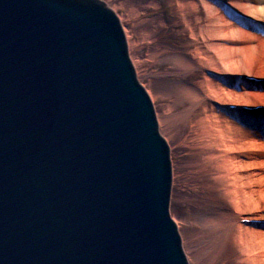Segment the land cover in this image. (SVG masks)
Listing matches in <instances>:
<instances>
[{"label": "water", "instance_id": "95a60500", "mask_svg": "<svg viewBox=\"0 0 264 264\" xmlns=\"http://www.w3.org/2000/svg\"><path fill=\"white\" fill-rule=\"evenodd\" d=\"M170 149L102 0H0V264H190Z\"/></svg>", "mask_w": 264, "mask_h": 264}, {"label": "bare ground", "instance_id": "6f19581e", "mask_svg": "<svg viewBox=\"0 0 264 264\" xmlns=\"http://www.w3.org/2000/svg\"><path fill=\"white\" fill-rule=\"evenodd\" d=\"M218 1L231 18L220 14L209 28L207 46H196L184 57L180 90L189 106L169 124L173 127L184 121V129H188L184 147L190 149L186 155L192 159L185 173L190 182L184 186L195 194L191 203L201 209L189 221L197 232L199 256L190 257L184 244L183 248L190 264L200 260L207 264H264V0ZM130 60L153 99L131 54ZM197 70H202V79L189 81L187 76ZM207 101L212 103L211 111L204 106ZM202 107V116L193 120ZM156 116L170 149L169 212L182 238L171 211V146L157 112Z\"/></svg>", "mask_w": 264, "mask_h": 264}, {"label": "rangeland", "instance_id": "374dc122", "mask_svg": "<svg viewBox=\"0 0 264 264\" xmlns=\"http://www.w3.org/2000/svg\"><path fill=\"white\" fill-rule=\"evenodd\" d=\"M104 1L122 20L138 76L152 95L162 121L163 134L171 146L174 170L172 215L180 226L185 251L190 257L197 258L200 251L196 241L197 232L189 221L201 209L191 203L195 194L184 186L185 182H190L185 173L189 170L187 162L192 159L191 155H186L190 149L184 147V135H187L188 129H184V121L173 127H169V124L170 119L189 106L184 92L180 90V85L184 84V76L180 74L184 71V57L193 52L196 46H207L209 28L220 14L231 17L218 0ZM217 8L219 12L215 11ZM202 75V70H197L187 79L196 83L202 79ZM211 105L207 101L204 106L211 111ZM203 108L195 112L193 120L202 116ZM221 112L227 115L224 110ZM197 264H207V261L200 260Z\"/></svg>", "mask_w": 264, "mask_h": 264}]
</instances>
